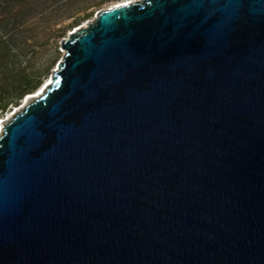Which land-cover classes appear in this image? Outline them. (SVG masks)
Instances as JSON below:
<instances>
[{"label": "water", "instance_id": "water-1", "mask_svg": "<svg viewBox=\"0 0 264 264\" xmlns=\"http://www.w3.org/2000/svg\"><path fill=\"white\" fill-rule=\"evenodd\" d=\"M61 46L1 120L0 264H264V0L118 2Z\"/></svg>", "mask_w": 264, "mask_h": 264}, {"label": "trees", "instance_id": "trees-1", "mask_svg": "<svg viewBox=\"0 0 264 264\" xmlns=\"http://www.w3.org/2000/svg\"><path fill=\"white\" fill-rule=\"evenodd\" d=\"M70 0H0V117L17 107L45 82L51 66L33 62L41 34H47L46 20ZM74 17L60 34L79 25L93 13L88 8Z\"/></svg>", "mask_w": 264, "mask_h": 264}, {"label": "rangeland", "instance_id": "rangeland-1", "mask_svg": "<svg viewBox=\"0 0 264 264\" xmlns=\"http://www.w3.org/2000/svg\"><path fill=\"white\" fill-rule=\"evenodd\" d=\"M120 1L124 0H70L62 9L58 10L54 15L46 20V27L48 28L49 33L44 35L41 34L39 36L36 44V51L33 57V62L36 63L37 66H40L42 68L50 66V64L54 61V64L51 66L50 72L45 78V81L49 78L52 71L56 67L57 62L63 56L64 50L61 46L62 39L67 37L69 32L74 29L76 25L68 28L67 33L64 36H60L62 29L67 24H69L74 17L82 15L85 11V8H88V10L92 11L93 14L83 19L80 23L82 25L93 19L98 10L107 8ZM24 101L25 98L20 103V105L23 104ZM14 108L15 107H13L10 111L0 117V120L11 117Z\"/></svg>", "mask_w": 264, "mask_h": 264}, {"label": "bare ground", "instance_id": "bare-ground-1", "mask_svg": "<svg viewBox=\"0 0 264 264\" xmlns=\"http://www.w3.org/2000/svg\"><path fill=\"white\" fill-rule=\"evenodd\" d=\"M126 1H128V0H124V1H120V2H126ZM131 1H133V0H131ZM116 3H118V2H116ZM115 4V3H114ZM87 23H84L83 24V26H85ZM72 31V30H71ZM48 80V79H47ZM46 80V81H47ZM30 96L24 101V103L23 104H21L20 106H17L16 107V109L18 110L19 108H21L22 106H24V104H26L27 102H29V100H30V98H33V97H35L36 96V94H29ZM10 118V117H9ZM7 119H2V122H5ZM2 125H3V123H2ZM2 125H1V127H2Z\"/></svg>", "mask_w": 264, "mask_h": 264}, {"label": "built area", "instance_id": "built-area-1", "mask_svg": "<svg viewBox=\"0 0 264 264\" xmlns=\"http://www.w3.org/2000/svg\"><path fill=\"white\" fill-rule=\"evenodd\" d=\"M0 123H1V121H0Z\"/></svg>", "mask_w": 264, "mask_h": 264}, {"label": "clouds", "instance_id": "clouds-1", "mask_svg": "<svg viewBox=\"0 0 264 264\" xmlns=\"http://www.w3.org/2000/svg\"><path fill=\"white\" fill-rule=\"evenodd\" d=\"M1 121V120H0Z\"/></svg>", "mask_w": 264, "mask_h": 264}]
</instances>
